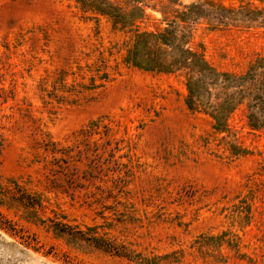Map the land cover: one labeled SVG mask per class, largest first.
<instances>
[{
    "label": "rangeland",
    "instance_id": "obj_1",
    "mask_svg": "<svg viewBox=\"0 0 264 264\" xmlns=\"http://www.w3.org/2000/svg\"><path fill=\"white\" fill-rule=\"evenodd\" d=\"M169 26L264 90V0H0V264H264V125L133 65Z\"/></svg>",
    "mask_w": 264,
    "mask_h": 264
},
{
    "label": "trees",
    "instance_id": "obj_2",
    "mask_svg": "<svg viewBox=\"0 0 264 264\" xmlns=\"http://www.w3.org/2000/svg\"><path fill=\"white\" fill-rule=\"evenodd\" d=\"M178 30L169 26L162 32L141 33L135 40L131 55L134 66L150 70H187V89L190 99L197 105L204 104L217 125H221L227 113H230L240 101H249L248 121L251 127L264 125V90L256 85L255 68L241 75L221 74L208 66L197 54L191 52ZM208 86H217L220 102H203L202 94L210 93ZM191 103V102H190ZM256 110L254 112L253 110Z\"/></svg>",
    "mask_w": 264,
    "mask_h": 264
}]
</instances>
